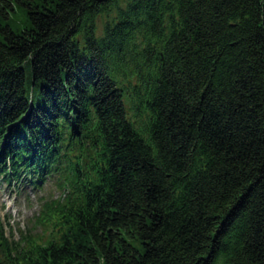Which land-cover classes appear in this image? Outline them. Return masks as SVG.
Returning <instances> with one entry per match:
<instances>
[{
	"label": "trees",
	"instance_id": "trees-1",
	"mask_svg": "<svg viewBox=\"0 0 264 264\" xmlns=\"http://www.w3.org/2000/svg\"><path fill=\"white\" fill-rule=\"evenodd\" d=\"M263 105L264 0H0V264H264Z\"/></svg>",
	"mask_w": 264,
	"mask_h": 264
},
{
	"label": "rangeland",
	"instance_id": "rangeland-1",
	"mask_svg": "<svg viewBox=\"0 0 264 264\" xmlns=\"http://www.w3.org/2000/svg\"><path fill=\"white\" fill-rule=\"evenodd\" d=\"M15 187L13 183L0 180V216L4 223L5 232L9 237L16 238L19 230L25 231L30 227L32 217L39 205V195L54 196L57 192L54 184L46 181L37 189L26 185Z\"/></svg>",
	"mask_w": 264,
	"mask_h": 264
},
{
	"label": "water",
	"instance_id": "water-1",
	"mask_svg": "<svg viewBox=\"0 0 264 264\" xmlns=\"http://www.w3.org/2000/svg\"><path fill=\"white\" fill-rule=\"evenodd\" d=\"M263 108H264V105H263Z\"/></svg>",
	"mask_w": 264,
	"mask_h": 264
}]
</instances>
